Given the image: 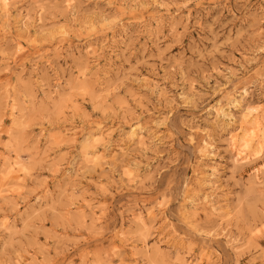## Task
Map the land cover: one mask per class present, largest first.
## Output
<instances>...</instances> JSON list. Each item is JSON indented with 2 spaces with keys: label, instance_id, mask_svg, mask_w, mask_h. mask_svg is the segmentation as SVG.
Returning <instances> with one entry per match:
<instances>
[{
  "label": "rangeland",
  "instance_id": "rangeland-1",
  "mask_svg": "<svg viewBox=\"0 0 264 264\" xmlns=\"http://www.w3.org/2000/svg\"><path fill=\"white\" fill-rule=\"evenodd\" d=\"M6 1L0 264H264V0Z\"/></svg>",
  "mask_w": 264,
  "mask_h": 264
},
{
  "label": "bare ground",
  "instance_id": "bare-ground-1",
  "mask_svg": "<svg viewBox=\"0 0 264 264\" xmlns=\"http://www.w3.org/2000/svg\"><path fill=\"white\" fill-rule=\"evenodd\" d=\"M6 0H0V4L3 6V7H5V5H6ZM2 8V7H1ZM3 9V8H2ZM5 10V9H4ZM237 103H235L234 105H236ZM7 165V164H6ZM9 165V164H8ZM14 165H16V164H14Z\"/></svg>",
  "mask_w": 264,
  "mask_h": 264
},
{
  "label": "clouds",
  "instance_id": "clouds-1",
  "mask_svg": "<svg viewBox=\"0 0 264 264\" xmlns=\"http://www.w3.org/2000/svg\"><path fill=\"white\" fill-rule=\"evenodd\" d=\"M240 163H246L247 162V160H245V159H241V157L240 156H237V158H236ZM235 162V161H234Z\"/></svg>",
  "mask_w": 264,
  "mask_h": 264
}]
</instances>
